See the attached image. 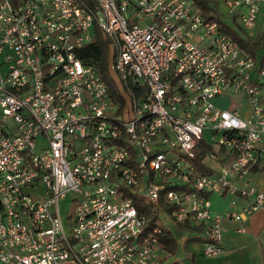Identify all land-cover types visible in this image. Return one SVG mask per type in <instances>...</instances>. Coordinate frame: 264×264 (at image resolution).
Listing matches in <instances>:
<instances>
[{"label":"built area","instance_id":"1","mask_svg":"<svg viewBox=\"0 0 264 264\" xmlns=\"http://www.w3.org/2000/svg\"><path fill=\"white\" fill-rule=\"evenodd\" d=\"M94 1L0 0V264H165L160 225L134 203L161 194L166 217L217 253L209 193L227 194L236 219L264 205V180L250 181L264 163V54L192 0ZM224 4L220 17L244 27L264 8ZM94 37L107 40L122 101L79 53Z\"/></svg>","mask_w":264,"mask_h":264},{"label":"crops","instance_id":"2","mask_svg":"<svg viewBox=\"0 0 264 264\" xmlns=\"http://www.w3.org/2000/svg\"><path fill=\"white\" fill-rule=\"evenodd\" d=\"M217 7H225L224 0H217ZM263 12L264 8L259 12L257 20L252 26L244 27L238 21L240 27L242 29L249 28L247 33L255 34L260 25ZM226 20L231 26L240 31L238 26L236 27L231 23L232 20L229 17ZM262 172H264V167L256 166L254 171L251 172L250 179L251 182H255L260 187H263L264 180ZM212 194L214 192L209 193L212 210L222 213L220 220L222 227L221 250L213 254L206 253L204 251V237L198 232V229L194 228L190 232L197 234L199 237L185 243L186 251L180 245L173 255L167 250L170 260L174 258L185 259L187 257L189 259L188 264H264V205L245 217L236 219L226 214L227 209H229V196L218 193L213 196ZM242 200V198H238L237 205ZM179 231L181 233L176 235L181 244L186 230L179 229Z\"/></svg>","mask_w":264,"mask_h":264},{"label":"trees","instance_id":"3","mask_svg":"<svg viewBox=\"0 0 264 264\" xmlns=\"http://www.w3.org/2000/svg\"><path fill=\"white\" fill-rule=\"evenodd\" d=\"M83 1L88 6H90V8L95 6L94 0ZM192 1L195 7L200 10L201 14L205 18L215 20L218 24V27L231 38L237 40L239 45L245 50L255 54L259 48H264V12L256 33L251 35L242 31V28L240 27L236 17L232 16L231 20L236 22V25L240 28V31L231 26L225 18L220 17L217 8V0ZM79 53L82 57H84L85 60L93 61L97 65L100 74L108 82L112 95L122 101V93L117 88L114 78L111 76L110 71L108 70L107 64L109 60V49L107 40L102 37H94L91 41L80 48ZM256 166L264 167V163H258ZM134 203L137 209L144 213L147 225L149 227H152L153 225H160L158 238L161 244L169 251L170 254H175L179 248V245L184 251H186L185 243L188 240L195 238L197 239L199 237L197 234L190 232L192 229L196 228V226L172 219V222L176 227L186 230V234L182 237L181 244L179 243L175 230L169 224H166L165 220L163 219V217L169 212L171 205L166 203L162 194L160 195L159 201L157 203H153L141 196L134 198ZM188 262L189 259L185 257V259H171L165 264H188Z\"/></svg>","mask_w":264,"mask_h":264},{"label":"rangeland","instance_id":"4","mask_svg":"<svg viewBox=\"0 0 264 264\" xmlns=\"http://www.w3.org/2000/svg\"><path fill=\"white\" fill-rule=\"evenodd\" d=\"M231 23L237 27V25H236V23L234 21H231ZM248 30H249V28L242 29V31H244L246 33H247ZM260 54H264V48H261L258 51V56ZM236 96L237 95H232V97H233L234 100L236 98H238ZM215 100H216V103L219 104V105H227L228 103L229 104L231 103V97H230L229 94H227L225 96H223V95L217 96V97H215ZM128 103H130V101H128ZM204 135L210 141L212 140V137H211L210 132H208L206 129L204 131ZM262 174H264V172H262ZM214 194H212V195L214 196ZM72 197H73V192L72 191H68V193L64 197L60 198V200H59L60 216H61V219H62V222H63V225H64V229H65L66 232H70V228H71V222H70L69 212H70V209H71V206H72ZM213 203H214V201H213ZM163 219L165 220V223L166 224H169L173 229H176L175 232H176L177 235H179L181 233L179 231L178 227H176L173 224L172 218L164 216Z\"/></svg>","mask_w":264,"mask_h":264}]
</instances>
